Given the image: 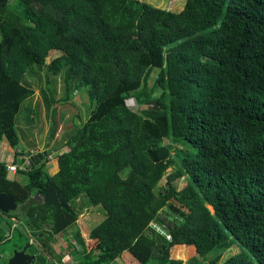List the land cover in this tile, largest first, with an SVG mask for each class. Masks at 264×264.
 <instances>
[{
  "label": "trees",
  "instance_id": "1",
  "mask_svg": "<svg viewBox=\"0 0 264 264\" xmlns=\"http://www.w3.org/2000/svg\"><path fill=\"white\" fill-rule=\"evenodd\" d=\"M51 51L61 54L46 63ZM42 67L65 75L63 100L81 90L92 108L65 135L57 173L33 143L30 171L16 174L26 183L0 162V194L18 203L0 212L10 229L0 228V244L13 246L0 264L31 238L33 264H49L65 232L80 264L124 252L183 264L179 251L185 264H219L234 246L241 252L221 264H264V0H185L180 11L143 0H0V141L17 149L15 164L26 152L18 117L35 94L27 77ZM87 206L105 216L88 241L98 254L77 225Z\"/></svg>",
  "mask_w": 264,
  "mask_h": 264
},
{
  "label": "rangeland",
  "instance_id": "2",
  "mask_svg": "<svg viewBox=\"0 0 264 264\" xmlns=\"http://www.w3.org/2000/svg\"><path fill=\"white\" fill-rule=\"evenodd\" d=\"M143 1H147L157 7H162L173 11H180L183 8L185 2V0ZM60 54V51H51L46 59V63H49L53 58L59 56ZM31 70L32 73L30 74L33 75L28 76L27 80L32 85V87L35 88V94L30 101L23 103L21 111L23 108L24 110L18 117V125L22 130L21 135H25L22 137L19 148L26 149V152L22 155L24 157H26L28 153H31L30 151L34 152L33 150H30V144L32 143L37 145V148H35L36 152H50L51 160L49 162L48 170L51 173L53 172L51 169L52 164L53 162H57L58 155L68 151L67 146L62 144L65 135L72 132L76 124L86 121L92 105L86 93L81 90L74 91L73 98H71V100H63V98L68 95L67 86L64 80L65 75L59 74L57 76H53L47 73L45 67H42L41 69L32 68ZM156 75L157 70H153L148 84L149 87L153 85ZM128 106H130V108L135 112L139 111V104L134 98L128 100ZM165 142H168V140ZM60 145H63L60 150L55 151L56 147ZM16 152L17 149L9 147L6 141H0V156L4 154V158L6 159L3 160H5L7 164L14 160ZM172 170V167L168 168L167 173ZM9 179H19L23 183L28 181L26 176H17L13 173L9 174ZM183 182L184 180L180 179L176 184L177 187H180ZM87 208H91V206H87ZM81 212L86 213L85 217H87V220H85V222H88L87 225L90 224L89 228L91 229L101 223L105 217L102 211L99 210L86 209L84 211L83 209ZM150 226L163 233L160 230L161 227L157 225V223H151ZM6 232L8 233V229ZM60 242H63L61 237L59 235H55L53 242L50 244L53 246V248H58ZM4 247H7V250H5L3 255H0V263L6 262L8 256L12 252V241H9L5 244H0V250H2ZM38 249L41 250L40 248ZM32 250L36 251L34 248L31 249V251ZM240 252L241 248L239 246H234L229 251L224 253L222 261L219 264ZM186 256L187 255L185 254V256H182L181 258L187 261L188 258L186 259ZM149 264L156 263L153 261ZM201 264H204V262L201 261Z\"/></svg>",
  "mask_w": 264,
  "mask_h": 264
},
{
  "label": "crops",
  "instance_id": "3",
  "mask_svg": "<svg viewBox=\"0 0 264 264\" xmlns=\"http://www.w3.org/2000/svg\"><path fill=\"white\" fill-rule=\"evenodd\" d=\"M3 141H5V140H3ZM3 159H6V158H4V154L2 156H0V162L5 161ZM51 169L53 171V172H51V174H55V173H57L59 171V163H58V161L57 162H53ZM91 208H85L84 211L86 209L101 211V209L96 208V207H93L92 209ZM85 216H86V213L81 212V214L78 216V219H77V225H78V228L80 230V234L84 238L85 243L87 245L86 252L87 253H92V254H98L99 251H100L99 249L98 250H92L91 247L89 246V242L88 241H89V237H90L91 228H89L90 224L87 225L88 222L87 223L85 222V220H87V217H85ZM13 219L17 222V220L15 218H13ZM0 228L4 229L5 232L8 229V233L10 232V229L8 228L6 221H0ZM65 233L58 234L61 237V240L63 242H60L58 248H55V256L56 257L53 256L51 258H48V261L50 262V263L48 262L49 264H80L79 263V257H81L83 255L81 247L77 243H75L74 240L72 241V244H73L72 247L69 246L68 245L69 240H68L67 235ZM3 253L4 252H0V255H3ZM177 253L179 255H181L179 257V259L183 261V264H185L184 263V262H186L185 259H183L181 257L185 256L186 252L179 251ZM57 255L60 256V259L57 258ZM114 264H140V263L137 260L133 259V257L131 255H129L127 252H124L122 254L121 258L118 259L116 261V263H114Z\"/></svg>",
  "mask_w": 264,
  "mask_h": 264
},
{
  "label": "water",
  "instance_id": "4",
  "mask_svg": "<svg viewBox=\"0 0 264 264\" xmlns=\"http://www.w3.org/2000/svg\"><path fill=\"white\" fill-rule=\"evenodd\" d=\"M18 209V203L14 196L0 194V212L7 214ZM164 235H167L163 232ZM34 244L33 239L29 240L22 249H15L9 257L7 264H33L36 255L29 252V248Z\"/></svg>",
  "mask_w": 264,
  "mask_h": 264
},
{
  "label": "built area",
  "instance_id": "5",
  "mask_svg": "<svg viewBox=\"0 0 264 264\" xmlns=\"http://www.w3.org/2000/svg\"><path fill=\"white\" fill-rule=\"evenodd\" d=\"M48 158L51 160V155L48 156ZM22 159L24 160L23 163L15 164L13 161L11 163H8V173L18 174L20 172H29L31 167V158L29 156H22ZM167 239H169V236L165 235ZM108 264H114V263H108Z\"/></svg>",
  "mask_w": 264,
  "mask_h": 264
}]
</instances>
